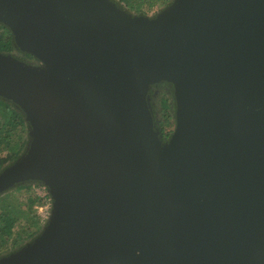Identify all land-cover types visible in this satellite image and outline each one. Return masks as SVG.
I'll return each instance as SVG.
<instances>
[{"label":"water","instance_id":"obj_1","mask_svg":"<svg viewBox=\"0 0 264 264\" xmlns=\"http://www.w3.org/2000/svg\"><path fill=\"white\" fill-rule=\"evenodd\" d=\"M32 65L0 51L28 123L0 191L40 181L42 229L0 264H264V0H0ZM173 88L174 128L148 91Z\"/></svg>","mask_w":264,"mask_h":264},{"label":"trees","instance_id":"obj_2","mask_svg":"<svg viewBox=\"0 0 264 264\" xmlns=\"http://www.w3.org/2000/svg\"><path fill=\"white\" fill-rule=\"evenodd\" d=\"M129 10L145 13L146 8L157 5L167 6L172 0H115ZM0 51L9 52L13 49V37L10 30L0 24ZM27 58H32L28 52ZM172 96L166 88L157 95L159 104L158 126L163 139L167 138L174 123ZM28 123L22 110L11 102L0 99V169L15 160L22 152L27 142ZM6 194L0 197V249L9 253L34 237L38 230V215L33 206L39 201L37 196H27V209L15 207L6 200ZM25 221L14 235V225L18 220ZM3 255V254H2ZM1 256V255H0Z\"/></svg>","mask_w":264,"mask_h":264},{"label":"rangeland","instance_id":"obj_3","mask_svg":"<svg viewBox=\"0 0 264 264\" xmlns=\"http://www.w3.org/2000/svg\"><path fill=\"white\" fill-rule=\"evenodd\" d=\"M113 1H115V0H113ZM116 4H118L119 6H122L118 2H116ZM122 7H124V6H122ZM126 9L129 12L134 13V14H144V15L151 17V16H154L157 12H159L162 8H159L157 5H153L150 8H146L145 13H138L135 10H129L128 8H126ZM0 24H2V23H0ZM2 25H4V24H2ZM6 53H10L11 55L15 56L16 58H18L20 60H23L26 63L32 64V65L39 64V61L36 58H34L33 56H32V58H25L23 53H26V52L20 50L15 45L13 47L12 52H6ZM164 88L169 90V92L172 96L171 100H172L173 106L175 108V102H174V97H173V88H172V85L170 83H166L164 81L154 83V84L150 85V88L148 91V97H149V102H150L152 113H153L154 122L157 126H158L157 120H158V112H159V104L157 102V95L159 94V92L164 90ZM173 112H174V109H173ZM170 128H171V131H170L168 137L165 138L164 140H167L169 138V136H170V134L174 128V123L170 126ZM4 194H6L5 200L7 202H9V204L15 205V207H21V208H25V209L29 208L28 204H27V196L30 195V196H37V198L39 199V201L36 202L33 206V209H34L36 214H37L36 206L45 200L49 201V212L51 210L52 198L50 196V193L48 191L47 186L44 185L40 181H26V182L16 183L13 186H10V187L0 191V197L4 196ZM49 212H48V215H49ZM38 219L39 220H38L37 224L40 227H38L37 233L42 229V226L45 224L47 218L41 219L38 216ZM24 221L25 220L22 218V219L18 220L17 223L14 225V235H15L16 231L19 229V227L23 224ZM0 251L1 252L4 251L3 248H1ZM2 254L5 255L6 252L2 253ZM2 254H0V255L2 256Z\"/></svg>","mask_w":264,"mask_h":264},{"label":"built area","instance_id":"obj_4","mask_svg":"<svg viewBox=\"0 0 264 264\" xmlns=\"http://www.w3.org/2000/svg\"><path fill=\"white\" fill-rule=\"evenodd\" d=\"M36 211L41 219L47 218L49 212V201L45 200L36 206Z\"/></svg>","mask_w":264,"mask_h":264},{"label":"flooded vegetation","instance_id":"obj_5","mask_svg":"<svg viewBox=\"0 0 264 264\" xmlns=\"http://www.w3.org/2000/svg\"><path fill=\"white\" fill-rule=\"evenodd\" d=\"M12 50H13V49H12ZM12 50H10L9 52H12ZM23 55H24V57H25V58H27V56H26V54H25V53H23Z\"/></svg>","mask_w":264,"mask_h":264}]
</instances>
